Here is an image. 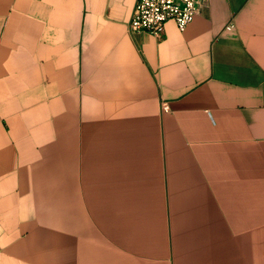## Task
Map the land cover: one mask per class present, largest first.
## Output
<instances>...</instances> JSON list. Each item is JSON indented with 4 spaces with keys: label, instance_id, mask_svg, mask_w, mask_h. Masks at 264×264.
Here are the masks:
<instances>
[{
    "label": "crops",
    "instance_id": "1",
    "mask_svg": "<svg viewBox=\"0 0 264 264\" xmlns=\"http://www.w3.org/2000/svg\"><path fill=\"white\" fill-rule=\"evenodd\" d=\"M135 2L0 0V264H264V0Z\"/></svg>",
    "mask_w": 264,
    "mask_h": 264
},
{
    "label": "built area",
    "instance_id": "2",
    "mask_svg": "<svg viewBox=\"0 0 264 264\" xmlns=\"http://www.w3.org/2000/svg\"><path fill=\"white\" fill-rule=\"evenodd\" d=\"M207 3L208 0H136L128 30L161 38L165 23L172 20L183 31ZM226 29L232 30L233 24ZM162 108L167 109L166 103H162Z\"/></svg>",
    "mask_w": 264,
    "mask_h": 264
}]
</instances>
